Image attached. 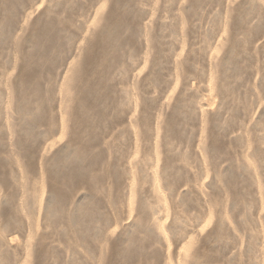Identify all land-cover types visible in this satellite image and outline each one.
<instances>
[{
	"label": "rangeland",
	"instance_id": "obj_1",
	"mask_svg": "<svg viewBox=\"0 0 264 264\" xmlns=\"http://www.w3.org/2000/svg\"><path fill=\"white\" fill-rule=\"evenodd\" d=\"M0 264H264V0H0Z\"/></svg>",
	"mask_w": 264,
	"mask_h": 264
},
{
	"label": "bare ground",
	"instance_id": "obj_2",
	"mask_svg": "<svg viewBox=\"0 0 264 264\" xmlns=\"http://www.w3.org/2000/svg\"><path fill=\"white\" fill-rule=\"evenodd\" d=\"M72 172H73V171H72ZM71 174H72V173H71ZM71 176H73L74 178L79 177L77 174H74V173H73ZM71 179H73V178H70V180H71ZM70 182H71V181H70ZM56 189H57V188H56ZM58 189H59V188H58ZM55 191H56V190H55ZM59 192H60V190H59ZM56 193H57V192H56ZM56 193H55V194H56ZM59 195H60V193H59ZM56 196H57V195H56ZM58 197H60V196H58ZM58 197H57V198H58ZM57 198H56V199H57ZM59 199H61V197H60ZM56 201H57V200H56ZM57 202H59V200H58Z\"/></svg>",
	"mask_w": 264,
	"mask_h": 264
}]
</instances>
